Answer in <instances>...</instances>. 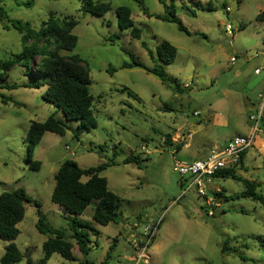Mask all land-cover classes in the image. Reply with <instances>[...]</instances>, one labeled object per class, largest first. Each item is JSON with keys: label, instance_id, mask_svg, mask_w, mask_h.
<instances>
[{"label": "rangeland", "instance_id": "rangeland-1", "mask_svg": "<svg viewBox=\"0 0 264 264\" xmlns=\"http://www.w3.org/2000/svg\"><path fill=\"white\" fill-rule=\"evenodd\" d=\"M30 1L33 5L28 8L24 4ZM96 1L110 5L104 16L82 14L81 0H0L7 16L0 21V62L23 49L21 35L11 22L28 23L34 31L50 15L77 22L72 30L76 47L70 53L60 51V55H77L86 65L96 121V127L78 140L73 137L76 122H67L71 129L63 135L45 133L31 157L40 166L30 170L26 143L30 124L42 123L51 115L60 120L64 117L43 100L45 87L6 88L24 83L25 69L15 66L5 76L0 69V194L22 188L30 198L17 225L14 243L24 255L17 264H26V259L37 263L43 256L42 243L48 235L35 227V203L53 230L72 235L69 222L74 217L50 200L54 176L67 160L82 169L115 163L100 176L108 191L120 198L118 218L107 226L96 224L90 218V205L77 217L92 229H85L90 239L88 254L83 256L74 244L75 261L53 254L47 264H101L105 260L106 264H138L134 246L142 226L159 218L162 222L148 249L147 264H264L262 206L248 198L228 200L244 191L243 184L231 178L213 179L205 186L206 198L212 197L215 203L213 217L207 216L204 198L194 189L187 191L191 181L172 171L171 151L178 143L170 139L183 142L191 135L190 147L176 155L192 161L203 159L200 153L219 148L226 138L250 133L248 116L258 103L257 93L264 88V23L256 19L264 10V0H173L176 16L189 35L176 24L154 17L166 15L170 0H141L153 15L150 18L143 14L140 0ZM119 6L131 10L134 26L141 30L139 39L132 38L130 30L118 28L115 9ZM226 24L233 27L232 37L224 32ZM162 41L176 48L174 62L164 69L181 84L180 94L141 68H121L131 63L130 55L147 68L159 65L156 47ZM40 59V55L34 58L31 70ZM109 67L116 71L110 73ZM255 69L260 73L254 74ZM4 98H9L6 103ZM256 138L235 173L256 182L257 193L264 196V135ZM131 155L148 159L139 166L123 164ZM218 193L223 197L215 195ZM6 245L0 240V258ZM224 245L227 251L222 254Z\"/></svg>", "mask_w": 264, "mask_h": 264}, {"label": "trees", "instance_id": "trees-1", "mask_svg": "<svg viewBox=\"0 0 264 264\" xmlns=\"http://www.w3.org/2000/svg\"><path fill=\"white\" fill-rule=\"evenodd\" d=\"M139 3L143 14L148 18L153 17L143 6L141 0ZM24 5L30 8L33 2L30 1ZM165 7V16L154 17L164 22L176 24L180 32L189 35L181 20L176 16L173 0H170L169 4ZM109 10L110 5L108 3L98 2L96 0H81L80 12L82 14L104 16ZM115 15L118 28L121 31L130 30V36L132 38H140L141 30L134 26L131 19L132 13L128 7H117L115 9ZM3 18L6 19L7 16L4 10L0 8V21ZM256 19L264 23V10L257 15ZM11 24L21 35L20 40L23 49L19 54L11 55L6 61L0 62V69L2 70V75L5 76L13 67H21L26 71L24 74L26 81L21 85L14 84L6 88L11 90L17 87L29 89L45 87L43 100L59 109L64 117V120H60L54 118V115H51L42 123L32 122L30 124L26 133L27 162L29 163L30 170L37 171L40 163L32 161L31 157L34 148L40 143L45 133L49 132L63 135L67 130L71 129L67 122H76L73 137L78 140L82 133L88 132L91 128L96 127L92 110L94 100L88 90L90 77L86 65L79 56L60 55V51L70 53L76 47L77 38L72 34V30L77 25L75 20L72 18L67 20L59 19L50 15L47 22L42 24V28L39 31L32 30L28 23L22 24L19 21H14ZM31 40L33 41L31 45L26 46ZM40 42H43L44 45L39 46ZM49 47H52V51L49 50ZM176 53L177 51L174 46L167 41H162L156 47L157 62L159 65H155L153 68H147L130 55L131 63H124L121 68H141L157 77L161 83L172 86L173 91L180 94L183 92L181 84L176 78L169 76L164 69V66L174 62ZM38 55L41 56V59L36 64V69L31 70L30 65ZM150 55L152 57V53ZM108 71L114 73L116 70L109 67ZM123 91H126V89L121 90V92ZM127 93L129 96L134 97L129 91ZM8 99L4 98L3 102L6 103ZM181 147V144H177L175 151L179 152ZM246 151L242 153L237 165L219 171L213 176V179L231 178L232 180L241 182L244 186V191L227 199L248 198L259 203L264 211V196L257 193V188L259 187L257 183L243 179L235 173V168L243 165ZM144 159L141 160L139 157L131 155L124 159L123 164L133 163L139 166L141 161H145L148 158ZM114 165L115 163L111 161L110 163H101L96 167L82 169L72 160H67L62 163L54 176L55 184L50 200L51 203L59 206L69 216L74 217L69 222V229L72 231V235L67 237L64 231L53 230L46 222L40 206L35 203L37 215L35 227L39 233L48 235V238L42 243V258L37 263L26 259V264H47L53 254H58L67 261H75V257L72 254L74 244L83 256L88 254L90 250V239L85 229H92L87 225V222L79 221L77 217L82 216L86 209L90 205H93L90 214L92 222L101 226H107L112 222H116L120 198L108 191L106 180L100 176V173ZM83 178H87L86 181H82ZM215 195L223 197L221 193ZM27 203H30V198L22 188L0 194V240L7 243L4 248V254L0 258V264H17L24 258V255L17 248L14 241L19 234L17 225L24 218V206ZM208 211L207 209V216ZM209 217H213V215ZM140 218L138 217V220ZM226 251L227 248L224 245L221 248V253L225 254ZM109 256L108 253L106 259ZM82 264L90 263L84 261ZM101 264H106V260Z\"/></svg>", "mask_w": 264, "mask_h": 264}, {"label": "built area", "instance_id": "built-area-1", "mask_svg": "<svg viewBox=\"0 0 264 264\" xmlns=\"http://www.w3.org/2000/svg\"><path fill=\"white\" fill-rule=\"evenodd\" d=\"M229 9H226L228 12ZM224 32L232 37L233 27L230 24L224 26ZM231 41V40H230ZM229 41V44H231ZM231 62H235V58H231ZM259 70H254V74H259ZM258 103L252 113L249 114L250 133L247 136H235L231 138L224 146L211 149L203 159L192 161L180 160L177 158L176 151H171L172 171L178 174L181 178L187 177L191 183L187 187V191L194 189L199 197L204 198L205 206L207 207L208 216H212V206L215 203L206 198L205 186L210 185L213 181V176L219 171L231 168L239 163L241 155L244 151L251 148L257 136L264 135V88L257 93ZM194 116H199V112H194ZM189 135L188 137H190ZM161 224V218L147 222L142 226L139 239L136 241L135 250L137 256L135 262L138 264H147L149 256L147 255L154 237ZM133 243V244H134Z\"/></svg>", "mask_w": 264, "mask_h": 264}, {"label": "crops", "instance_id": "crops-1", "mask_svg": "<svg viewBox=\"0 0 264 264\" xmlns=\"http://www.w3.org/2000/svg\"><path fill=\"white\" fill-rule=\"evenodd\" d=\"M256 70V69H255ZM247 105L249 106H247L248 107V109H250V106L252 105V102L251 101H247ZM252 110V109H251ZM188 136V135H187ZM186 136V138H185V140L182 142H178V141H176L175 142V137H172V138H170L172 141H174V143H180L181 145H182V147H181V149H187V148H189L190 147V145H191V143H192V137L190 136V137H187ZM186 139H187V141H186ZM231 138H226L225 140H224V143H222L223 145H220L219 147H222V146H224L229 140H230ZM174 150V149H173ZM181 151V150H180ZM208 154V152H206L205 154H202V153H200V156L202 155L203 156V158L206 156ZM188 161H190V160H188ZM73 217V216H72ZM161 222H162V220H161Z\"/></svg>", "mask_w": 264, "mask_h": 264}]
</instances>
